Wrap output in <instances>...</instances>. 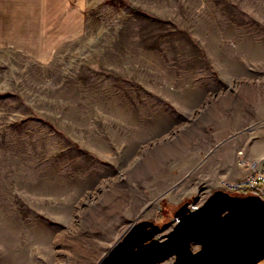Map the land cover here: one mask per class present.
Here are the masks:
<instances>
[{
	"label": "rangeland",
	"instance_id": "obj_1",
	"mask_svg": "<svg viewBox=\"0 0 264 264\" xmlns=\"http://www.w3.org/2000/svg\"><path fill=\"white\" fill-rule=\"evenodd\" d=\"M85 13L49 63L0 51V264H98L144 220L163 239L183 204L237 181L215 159L251 127L230 119L264 115V0Z\"/></svg>",
	"mask_w": 264,
	"mask_h": 264
},
{
	"label": "water",
	"instance_id": "obj_2",
	"mask_svg": "<svg viewBox=\"0 0 264 264\" xmlns=\"http://www.w3.org/2000/svg\"><path fill=\"white\" fill-rule=\"evenodd\" d=\"M178 223L163 239L153 221L133 223L98 264H241L264 258V200L215 190L196 210L189 203L176 212ZM193 246H198L193 250Z\"/></svg>",
	"mask_w": 264,
	"mask_h": 264
},
{
	"label": "crops",
	"instance_id": "obj_3",
	"mask_svg": "<svg viewBox=\"0 0 264 264\" xmlns=\"http://www.w3.org/2000/svg\"><path fill=\"white\" fill-rule=\"evenodd\" d=\"M86 5L87 0H0V51L13 49L26 52L37 62H51L56 49L84 35ZM250 117L230 119L232 126L251 129L236 132L221 144L215 159L220 177L241 180L247 170L239 164V157L249 161L264 158V115L257 109Z\"/></svg>",
	"mask_w": 264,
	"mask_h": 264
},
{
	"label": "built area",
	"instance_id": "obj_4",
	"mask_svg": "<svg viewBox=\"0 0 264 264\" xmlns=\"http://www.w3.org/2000/svg\"><path fill=\"white\" fill-rule=\"evenodd\" d=\"M239 164L247 170L245 178L237 181L221 180L217 189L229 195H254L264 200V158L249 161L241 157ZM207 197L208 195L199 196L194 203L190 204V209L199 208ZM177 223L178 218L176 217L174 225Z\"/></svg>",
	"mask_w": 264,
	"mask_h": 264
},
{
	"label": "bare ground",
	"instance_id": "obj_5",
	"mask_svg": "<svg viewBox=\"0 0 264 264\" xmlns=\"http://www.w3.org/2000/svg\"><path fill=\"white\" fill-rule=\"evenodd\" d=\"M233 196H235V195H233ZM189 206H190V205H189ZM258 256H259V255H256V256H253V257H256V258H257Z\"/></svg>",
	"mask_w": 264,
	"mask_h": 264
}]
</instances>
